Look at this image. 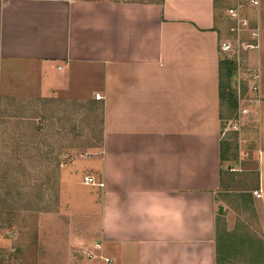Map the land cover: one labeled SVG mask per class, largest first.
<instances>
[{
  "label": "crops",
  "instance_id": "crops-1",
  "mask_svg": "<svg viewBox=\"0 0 264 264\" xmlns=\"http://www.w3.org/2000/svg\"><path fill=\"white\" fill-rule=\"evenodd\" d=\"M225 2L226 9L233 4ZM221 6L220 0H0V129L17 101L25 113L52 101L86 113L99 108L102 149L81 164L102 187L76 204L78 160L66 158L58 205L95 207L91 246L114 264L164 257L170 264L181 257L216 264L218 193L227 182L219 66L229 57L220 45L232 25ZM259 172L253 191L262 198L252 201L264 217L263 150ZM133 191L181 201V232L162 243L151 227L158 217L149 198H140L138 215L130 214ZM69 211L62 223L70 233L57 247L78 240V219ZM142 223L149 227L139 229ZM174 224L169 219L167 226ZM4 241L0 236V249Z\"/></svg>",
  "mask_w": 264,
  "mask_h": 264
},
{
  "label": "rangeland",
  "instance_id": "rangeland-1",
  "mask_svg": "<svg viewBox=\"0 0 264 264\" xmlns=\"http://www.w3.org/2000/svg\"><path fill=\"white\" fill-rule=\"evenodd\" d=\"M220 1L224 15L227 5ZM260 4L259 12H246L250 26L241 35L244 45L260 47L244 52L233 75L224 79L237 103L222 108L221 140L229 147L230 161L223 162L227 182L218 193L217 220L222 238L234 233L239 240L229 253L223 251V264H253L257 252L264 259V217L252 201L264 151V0ZM228 38L234 39L231 32ZM27 107L25 113L17 101L0 129V236L5 239L0 264H104L100 257H107L91 246L95 207L58 205L64 170L69 169L64 159L78 160L72 186L76 204L88 199L95 186L85 184L88 167L81 163L101 152L102 114L97 107L86 113L80 105L69 109L56 101ZM70 208L78 219V240L72 248L68 242L57 247L61 235L70 233L62 223L70 220Z\"/></svg>",
  "mask_w": 264,
  "mask_h": 264
},
{
  "label": "built area",
  "instance_id": "built-area-1",
  "mask_svg": "<svg viewBox=\"0 0 264 264\" xmlns=\"http://www.w3.org/2000/svg\"><path fill=\"white\" fill-rule=\"evenodd\" d=\"M233 3L230 7L226 9V16L231 21L232 25L230 32L233 34L234 39H227L223 41L220 45L221 50L231 59H234L236 63L240 62L244 52L249 49L257 50L259 49V44H249L244 45L241 41V35L244 31L249 29L250 20L247 11L255 10L259 12L261 7V0H231ZM253 36H257V32L253 31ZM238 65V64H237ZM254 90H257V87H253ZM96 100H102L103 97L101 94H96ZM85 184L87 185H97L102 187L101 183H96L92 177L86 176ZM253 194L256 198L261 199L262 194L259 191H254ZM104 264H113L114 260L107 257H100Z\"/></svg>",
  "mask_w": 264,
  "mask_h": 264
},
{
  "label": "clouds",
  "instance_id": "clouds-1",
  "mask_svg": "<svg viewBox=\"0 0 264 264\" xmlns=\"http://www.w3.org/2000/svg\"><path fill=\"white\" fill-rule=\"evenodd\" d=\"M132 201L129 212L132 215H138L137 207L140 198H149L152 204L154 205L153 211L158 217V222L152 225L158 234V239L163 243L164 239L169 236H176L182 230L181 223V213L183 211L182 202L177 198L168 196L165 192H144V191H133L129 194ZM115 219H120V214L117 212L115 214ZM172 219L175 221L174 227L170 228L167 226L168 220ZM120 226V225H118ZM139 229L143 230L146 227H149L146 224H139L137 226ZM145 260H148L149 257L145 256ZM156 264H170L167 257H164L161 261H157ZM180 264H189L187 257H181Z\"/></svg>",
  "mask_w": 264,
  "mask_h": 264
},
{
  "label": "trees",
  "instance_id": "trees-1",
  "mask_svg": "<svg viewBox=\"0 0 264 264\" xmlns=\"http://www.w3.org/2000/svg\"><path fill=\"white\" fill-rule=\"evenodd\" d=\"M237 68V63L234 59H225L220 61L219 66V78H220V84H219V98L221 103V111H220V120L223 118L222 108L225 106V104H232L234 101L237 103L236 95L232 94L231 87H229L224 83L225 78H230L233 73L235 72ZM221 161L222 162H228L230 161L229 156V147L227 144L221 145ZM218 226L216 229V264H223L225 262V259L227 255H223V251L226 253H229V251L233 248H235L234 244L237 243L239 240V237H236V234L234 233H225V237L222 238L219 232L220 224L219 220ZM258 256H255V259L253 260V264H264V259L261 255L258 254Z\"/></svg>",
  "mask_w": 264,
  "mask_h": 264
}]
</instances>
